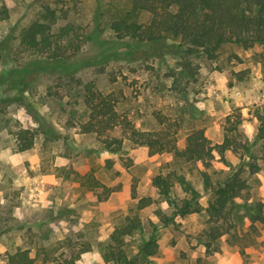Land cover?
<instances>
[{"label": "rangeland", "instance_id": "obj_1", "mask_svg": "<svg viewBox=\"0 0 264 264\" xmlns=\"http://www.w3.org/2000/svg\"><path fill=\"white\" fill-rule=\"evenodd\" d=\"M126 1L80 0L73 7L71 0H0V263L6 253L20 247L37 257L33 264H53L51 258L61 252L76 251L89 243V251L77 264H105L102 254L113 227L124 216L134 214L130 208L139 198H157L150 176L171 162L172 154L150 156L147 148L128 142L122 152L111 153L95 134L81 133L79 126L86 120L81 119L86 112L83 86L88 83L111 94L118 113L139 129L157 130L162 127L160 121L171 126L179 148L185 146L186 133L192 127H204L214 144L222 141L225 119L233 111L231 121L241 112L240 129L254 142L258 116L264 114V45L225 44L212 60L203 54L180 53L158 59L138 51L119 54L118 59L99 57L115 39L109 18L124 10ZM43 6L63 7L95 38L66 67L74 72L71 76L43 74L22 91L21 86L10 83L6 72L31 59L17 52L18 35ZM4 7L7 16L2 14ZM169 42L181 44L178 39ZM187 62L197 72L194 78H182ZM8 99L12 100L4 101ZM20 129L34 133L32 148L24 152L15 150ZM112 135L121 133L116 130ZM251 151L259 153V144ZM226 159L239 164V158L230 152ZM201 169L197 163L185 166V173L200 193L199 203L206 207L212 196L204 189ZM227 169L216 159L208 172L215 177ZM89 175L115 192L98 201L100 190L93 192L85 185ZM244 177L251 186L252 200L264 205V172L252 175L246 170ZM159 208L171 212L162 204L137 212L144 226L132 239L131 248L148 239L149 221L159 224L155 215ZM206 218L203 210L161 226L155 232L158 253L148 264H264V224L257 223L253 231L245 219L237 226L241 236L237 245H228L223 239L218 252L207 255L198 240Z\"/></svg>", "mask_w": 264, "mask_h": 264}, {"label": "trees", "instance_id": "obj_2", "mask_svg": "<svg viewBox=\"0 0 264 264\" xmlns=\"http://www.w3.org/2000/svg\"><path fill=\"white\" fill-rule=\"evenodd\" d=\"M73 7L80 0H71ZM124 10L112 13L109 28L115 39L104 48L99 57L118 59L119 54L142 52L144 57L163 59L178 53L185 55L203 54L215 59L225 44H240L251 47L264 45V0H127ZM2 14L7 16L4 7ZM103 14V13H102ZM17 52L31 59L21 68L6 72L10 83L21 86L27 91L29 83L43 74L71 76L66 67L80 55L85 45L95 37L85 31L63 7L43 6L38 17L22 29L18 35ZM179 40L180 45L170 43ZM131 40L128 44L125 41ZM122 48H127L122 52ZM0 47V57L2 55ZM102 62V60H101ZM187 72L183 76L194 78L197 72L190 62L184 64ZM5 82L6 77L2 76ZM86 112L81 119L80 132L95 134L103 149L111 153H120L124 142L145 147L150 156L170 153L171 162L150 176L157 198L144 196L130 208L132 215L124 216L114 227L104 245L102 258L105 264H148L149 258L158 253L155 232L168 225L175 217H184L192 213H206V228L198 240L207 255L218 252V244L225 239L228 245H237L241 240L237 226L247 219L250 228L256 231L257 223L264 224V205L260 200H252L250 184L244 177L264 170V114L258 116L259 127L254 142H249L241 131V112L226 117L221 143H212L206 136L204 127H192L187 131L185 146L179 148L178 137L171 126L163 122L157 130H141L133 121L116 110V100L111 94L95 90L93 84L83 86ZM12 99L4 100L10 101ZM20 103L22 104V100ZM43 128L42 125H39ZM118 130L121 136L112 134ZM45 133H47L45 131ZM43 132V134L45 135ZM15 150L24 152L33 146L34 133L20 129L17 133ZM259 144V153L251 151ZM239 158L238 165H232L226 159L227 153ZM219 159L227 166L225 172L215 177L208 169ZM108 163H112L108 161ZM200 163L199 170L204 189L209 191L211 199L206 207L199 203L200 193L188 179L185 166ZM91 191L97 192L98 201H105L115 192L94 178L88 176L86 184ZM165 205L170 214L160 208L155 210L159 224L149 221L151 233L146 241H139L135 249L131 248L132 239L143 231V220L137 212L153 205ZM91 244L84 243L78 250H67L51 258L53 264H77L80 256L88 252ZM72 249V247H71ZM38 255V252H37ZM37 257L31 256L28 248L17 247L6 253L0 264H33Z\"/></svg>", "mask_w": 264, "mask_h": 264}, {"label": "crops", "instance_id": "obj_3", "mask_svg": "<svg viewBox=\"0 0 264 264\" xmlns=\"http://www.w3.org/2000/svg\"><path fill=\"white\" fill-rule=\"evenodd\" d=\"M206 134V136L210 139V140H212L213 138H211L209 135H208V132H206L205 133ZM222 141H220L219 142V140H216V143H221ZM263 172H264V170H262Z\"/></svg>", "mask_w": 264, "mask_h": 264}]
</instances>
